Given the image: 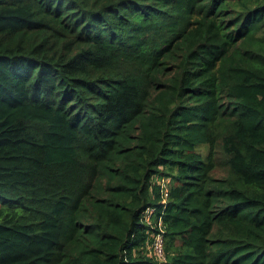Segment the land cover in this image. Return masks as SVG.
<instances>
[{"label": "trees", "instance_id": "16d2710c", "mask_svg": "<svg viewBox=\"0 0 264 264\" xmlns=\"http://www.w3.org/2000/svg\"><path fill=\"white\" fill-rule=\"evenodd\" d=\"M0 264H264V0H0Z\"/></svg>", "mask_w": 264, "mask_h": 264}, {"label": "built area", "instance_id": "2783aa9c", "mask_svg": "<svg viewBox=\"0 0 264 264\" xmlns=\"http://www.w3.org/2000/svg\"><path fill=\"white\" fill-rule=\"evenodd\" d=\"M166 180L167 179L156 180V183L160 186V190L165 198L167 197V184L169 183L168 182L167 184H165ZM155 218V210L153 208H147L142 214L141 223L147 228H158L159 232L151 234L152 240L148 246V249L150 250V255H152L153 257H157L161 262H163L164 255L162 248L164 231L162 229L160 220L157 223H154Z\"/></svg>", "mask_w": 264, "mask_h": 264}, {"label": "rangeland", "instance_id": "374dc122", "mask_svg": "<svg viewBox=\"0 0 264 264\" xmlns=\"http://www.w3.org/2000/svg\"><path fill=\"white\" fill-rule=\"evenodd\" d=\"M201 150L204 151V152L207 151V149L204 148V147H202ZM218 161H219V160H218ZM214 175L217 176V177L225 175L224 169L221 168V167H218V168L214 171ZM163 179H167V180L165 181V184H167V183L169 182V181H168V180H169L168 178H163ZM156 180H160V179H156ZM156 180L153 181V182H154V184H155L157 187H159V190H160L161 188H160V186L156 183ZM169 184H170V182L167 184V187H168V188H169ZM160 192H161V190H160ZM161 194H162V192H161ZM162 197H163V199H165V197L163 196V194H162Z\"/></svg>", "mask_w": 264, "mask_h": 264}]
</instances>
